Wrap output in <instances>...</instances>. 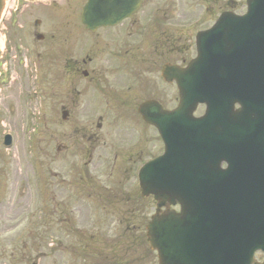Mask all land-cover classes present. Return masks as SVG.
Returning a JSON list of instances; mask_svg holds the SVG:
<instances>
[{
	"label": "flooded vegetation",
	"instance_id": "af4514ba",
	"mask_svg": "<svg viewBox=\"0 0 264 264\" xmlns=\"http://www.w3.org/2000/svg\"><path fill=\"white\" fill-rule=\"evenodd\" d=\"M139 1L131 17L88 29L82 16L90 0H15L3 24L45 83L49 124L62 129L56 150L64 160L81 162L82 182L96 191H111L112 185L101 184L106 180H131L160 149L140 107L149 100L166 110L177 106L176 87L166 82L163 68L188 61L198 14L205 16L201 28L207 18L215 21L213 0ZM225 7L221 13L229 11V0ZM18 60L24 61L2 58L5 79L10 68L18 71Z\"/></svg>",
	"mask_w": 264,
	"mask_h": 264
},
{
	"label": "water",
	"instance_id": "95a60500",
	"mask_svg": "<svg viewBox=\"0 0 264 264\" xmlns=\"http://www.w3.org/2000/svg\"><path fill=\"white\" fill-rule=\"evenodd\" d=\"M175 77L181 107L158 115L179 131L165 134V156L141 179L144 194L179 202L182 214L154 219L150 242L161 264H250L264 250V0H249L245 17L224 16L200 35L199 58ZM198 103L208 111L194 119Z\"/></svg>",
	"mask_w": 264,
	"mask_h": 264
},
{
	"label": "rangeland",
	"instance_id": "374dc122",
	"mask_svg": "<svg viewBox=\"0 0 264 264\" xmlns=\"http://www.w3.org/2000/svg\"><path fill=\"white\" fill-rule=\"evenodd\" d=\"M230 8L235 9L239 13L244 12L246 10L245 0H231ZM16 83H14L15 87L13 89L14 90L13 93L17 92V87L15 85ZM20 96L22 98V102L24 101L26 103L25 104L23 102V104L26 105V109L16 104L17 102L15 100L16 99L15 97L14 99L2 97V98H6V101L12 100L11 102H9L8 106L11 105L10 107H12L13 105L14 107V113L10 112V118H12V121L15 122V124H13L12 126L13 129L11 130H14L15 135H16L15 136L16 145L12 149H10L11 151L9 152V153H12L13 156L5 155V158L7 159L10 157L13 158V161H12L13 173L16 174V179L20 178L21 184L19 186L20 189L14 193L17 196L18 204L17 203L15 205L7 204L4 206H0V218L2 219L1 224H0V228H1L0 264H11L12 261H15V257H13L11 254V241L13 240L15 233L17 234L18 239L20 238L21 240L22 234L24 233V229L28 228L27 224L30 221V213H32V211L35 208V199H34L35 191L33 190L32 192L33 197L30 199L28 191L26 192V194L25 193L23 194V189L24 188L26 190L28 189L27 178L31 179L33 174L35 173V170H39V171L43 170V173H45L46 171L45 168H46L47 159H48L46 155L47 153L46 140H47L49 129L46 128L45 125L43 127L42 125H39L40 127L33 126V124L35 123L40 124V121L42 123L43 120L44 121L46 120L43 117V115L45 114H43L42 112L41 114L39 113L40 111L38 109L37 110L34 109L36 102H39V100H37L38 94H35L34 96H31V97L23 95V94H20ZM2 102L0 101V107L2 110H6L1 106ZM42 108L44 109V107ZM30 109H32V112L30 111ZM202 112H203V109L200 108L199 111L197 112V115L201 114ZM47 115L49 116L48 113ZM10 118H8V115H6V119H10ZM31 121L33 122L32 124H31ZM34 127L37 128L35 132L33 131L35 130ZM6 129H10V128H6ZM41 130H42V133H41ZM30 137H33V139L32 141L29 142L28 138ZM27 142H29V145L32 146V149L30 146H26L28 145ZM25 155H27L26 159H25ZM32 160H35V161L38 160L39 165L38 167H36L35 170H34V166L36 163H31ZM29 163L31 166L29 165ZM15 184L18 185V182L16 181ZM152 203L153 202L150 200L149 205L151 208H153ZM18 210L20 211V214L16 215L15 213ZM60 210L61 208L59 206L58 212ZM39 215L40 213L37 210V214L35 217L39 221L38 227H41L42 224H40L41 219H39L38 217ZM71 222L73 223L77 222L76 215L71 216ZM58 229L59 227L55 226V232ZM28 239H29L28 243H30L31 237H28ZM26 248H27V252L31 251L29 246H26ZM33 252H35L37 255L38 264H47L48 260L46 256L47 254L45 253L46 252L45 243L40 239V236H39L37 245H34ZM65 254L66 253L63 251L55 252L53 257L62 258L63 257L62 255L65 256ZM151 262H152V258H149V263ZM22 264H30L26 261L25 256H23Z\"/></svg>",
	"mask_w": 264,
	"mask_h": 264
}]
</instances>
